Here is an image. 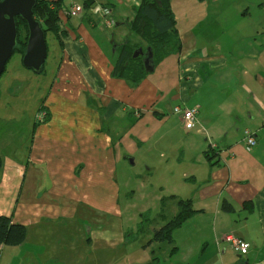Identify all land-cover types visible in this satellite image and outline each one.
<instances>
[{
	"label": "crops",
	"instance_id": "1",
	"mask_svg": "<svg viewBox=\"0 0 264 264\" xmlns=\"http://www.w3.org/2000/svg\"><path fill=\"white\" fill-rule=\"evenodd\" d=\"M60 2L62 33L51 51L57 71L43 94L37 91L22 161L14 162L22 186L12 221L27 228L44 217L72 216L73 202L109 208L120 194L115 170L123 154L135 161L163 140L175 145V129L181 136L186 131L174 106H197L198 131L184 139L191 149L201 134L217 150H188L184 169L173 174V200L189 199L196 210L174 229L173 240L179 228L189 231L186 239L195 241L185 243L187 252L202 248L195 264H264V0H170L180 49L156 61L140 81L113 69L117 45L133 42L124 35L141 0ZM71 3L83 4L84 12L66 15ZM99 6L110 8L116 29L103 23ZM234 93L236 101L224 97ZM210 94L215 99H204ZM15 97L4 100L10 106ZM240 99L251 102L247 115L234 108ZM42 108L47 115L38 122ZM245 129L256 139L250 149ZM4 163L0 152L2 178L8 176ZM223 200L233 211L221 208ZM229 232H239L248 249L235 253L224 240ZM190 255L179 264H190Z\"/></svg>",
	"mask_w": 264,
	"mask_h": 264
},
{
	"label": "rangeland",
	"instance_id": "2",
	"mask_svg": "<svg viewBox=\"0 0 264 264\" xmlns=\"http://www.w3.org/2000/svg\"><path fill=\"white\" fill-rule=\"evenodd\" d=\"M116 27L118 26H113L114 29ZM207 30L213 29L208 26ZM125 31L124 39H131L133 43L141 45L138 48L145 50L147 41L142 36L136 33L135 36L127 29ZM20 32V37L24 38L23 29L20 28ZM45 39L48 52L42 72L35 73L24 68L21 54L16 51L0 76V87L5 81V89L7 88L0 93V152L5 162L4 171L7 170L8 173V176L2 178L3 172L0 169V214L8 216L14 211L22 186L14 162L22 161L21 148L28 142V125L35 107L33 100L38 98V92L43 94V85L48 86L57 71V60L51 53L53 44L56 46L54 35L47 32ZM36 86H41V89ZM16 95L19 100L12 103L10 108L7 104L9 100L5 102L4 99L16 98ZM224 97L235 101L238 98L237 93L228 96L224 94ZM204 99H215V95L210 94ZM239 104L240 106L235 104L234 108L247 115L251 102L245 103L240 99ZM45 110L38 109L47 115ZM184 130L186 133L181 136V131L175 129V145L163 140L160 145H154L151 154H138L134 163L121 160L117 164L115 179L120 186V194L116 200H111L109 208L106 205L102 208V202L99 203V208L87 206L83 202H73V207L77 205V210L72 216L44 217L38 223L29 224L22 243L0 247V264H143L153 258L157 259L153 264L182 263L184 254L190 255L185 243L195 241L194 237L186 239L189 231L185 227L178 229L176 238L171 243L148 241L153 230L177 212V201L172 197L171 179L173 174L177 175L184 169L188 150L194 154L199 147L210 146L203 135L199 134L191 140L190 149L189 139L184 137L197 128ZM10 168H13V172H9ZM21 200L19 198L18 202ZM175 247L177 250L174 252ZM201 249H196L189 256L190 264H195L194 260L199 258Z\"/></svg>",
	"mask_w": 264,
	"mask_h": 264
},
{
	"label": "trees",
	"instance_id": "3",
	"mask_svg": "<svg viewBox=\"0 0 264 264\" xmlns=\"http://www.w3.org/2000/svg\"><path fill=\"white\" fill-rule=\"evenodd\" d=\"M60 3V0H36L33 7V16L40 21L45 34L51 32L56 38H60L62 33L58 22ZM175 22V16L170 7V0H141L140 5L135 9V17L129 24L130 29L147 41L146 47L149 46L153 52L154 65L156 61L165 55L180 49ZM16 24L18 36L13 53L17 51L22 55L26 44L27 27L25 21L19 16H16ZM20 28L25 32L24 38L20 37ZM138 46L141 45L129 40L117 45L115 49L117 59L113 73L125 70L133 81H140L148 73L144 69V54L133 56ZM143 51L145 50L143 49ZM208 150L215 152L217 148L209 147ZM177 205V212L171 219L153 230L152 237L148 243L151 241H168L171 243L174 229L181 226L186 219L196 212L191 207L189 199H179ZM244 206L247 207V202ZM221 208L225 211H233L234 209L226 200L222 201ZM25 235L26 226L24 224L12 221L11 216L0 214V244L8 246L18 245L24 241ZM156 261L157 259L153 258L150 262L143 264H153Z\"/></svg>",
	"mask_w": 264,
	"mask_h": 264
},
{
	"label": "water",
	"instance_id": "4",
	"mask_svg": "<svg viewBox=\"0 0 264 264\" xmlns=\"http://www.w3.org/2000/svg\"><path fill=\"white\" fill-rule=\"evenodd\" d=\"M36 0H0V76L3 73L7 61L13 54L17 44V24L16 16L25 21L27 27V38L25 49L21 55V64L24 68L35 73H40L43 69L48 46L45 39V32L40 21L33 16V7ZM144 54V69L148 73L154 70L153 52L147 46L145 51L142 47L134 51L133 56ZM123 159L134 163L133 156L124 153ZM239 234V232H234Z\"/></svg>",
	"mask_w": 264,
	"mask_h": 264
},
{
	"label": "built area",
	"instance_id": "5",
	"mask_svg": "<svg viewBox=\"0 0 264 264\" xmlns=\"http://www.w3.org/2000/svg\"><path fill=\"white\" fill-rule=\"evenodd\" d=\"M85 6L79 3H71L67 8L64 9V12L68 16H77L84 12ZM99 11L103 14V23L106 26L112 27L115 25V20L111 17V10L107 6H99ZM173 113L180 114L183 126L185 129H194L198 126V108L197 106L194 107H181V106H174ZM45 112L38 111L35 115V119L37 121L45 120ZM198 130V128H197ZM200 130V129H199ZM202 131V130H201ZM204 131V130H203ZM243 140L245 142V146L247 149H250L255 143L256 139L254 134L249 129L244 130V137ZM210 147L217 148L215 144L211 143ZM224 240L227 242L229 247L235 253H242L246 251L249 247V243L242 239L239 235L229 232L224 235Z\"/></svg>",
	"mask_w": 264,
	"mask_h": 264
}]
</instances>
